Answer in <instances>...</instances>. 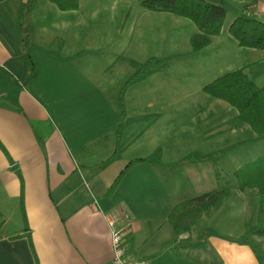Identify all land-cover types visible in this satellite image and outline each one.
<instances>
[{
    "label": "crops",
    "instance_id": "0c3cea01",
    "mask_svg": "<svg viewBox=\"0 0 264 264\" xmlns=\"http://www.w3.org/2000/svg\"><path fill=\"white\" fill-rule=\"evenodd\" d=\"M85 1L80 0L78 9L61 10L52 0H0V264H113L112 236L105 215L117 207L131 215L125 237L131 260L225 264V250L230 249V264H261L249 245L231 244L221 238L224 235L215 237L213 233L207 242L214 245L221 260H201L196 249L192 250L196 230L175 231L169 220L171 211L192 198L183 199V188L201 183L202 164L214 160L193 158L218 155L214 150L220 149L210 147L197 151L201 153L192 159L178 161L183 156L182 146L166 145L171 140L165 141L166 128L159 122L164 121L168 109L181 107L177 101L180 92L174 91L177 84L173 88L165 84L170 77L167 73L172 72L168 63L166 69L126 87L122 109V90L137 71L131 61L163 59L162 54L143 59L132 56L124 65V58L114 59L112 54H123L126 41L110 49L115 61L104 67L105 74L96 71L95 64L86 62L85 57L101 55L107 46H113L114 37L87 39L86 29L91 22L99 27L97 21L108 15L107 25H112L116 17L96 9L83 11ZM30 2L23 17L19 4ZM240 3L249 17L264 21V0ZM144 13L166 12L148 9ZM130 18L120 32L133 39L136 30L141 34L144 27L129 22ZM224 33L225 44L230 41L240 52L254 56L235 67L254 63L246 71L263 86L264 81L260 84L250 70L264 65V49L240 46L224 28L216 37ZM25 36L30 39L38 69L32 79H28L23 51ZM216 37L204 50L191 47L192 51H211ZM57 39H61V47L52 51ZM161 39L165 41L164 34ZM171 40L172 46L178 47L176 39ZM228 62L222 67L225 71L231 70L232 61ZM188 66L202 89L221 75H207V65L202 70ZM257 73L258 79L264 77V72ZM174 74L179 76L178 71ZM133 115L139 119L137 125H145L129 137L127 119ZM186 163L190 169L183 182L177 168Z\"/></svg>",
    "mask_w": 264,
    "mask_h": 264
},
{
    "label": "rangeland",
    "instance_id": "374dc122",
    "mask_svg": "<svg viewBox=\"0 0 264 264\" xmlns=\"http://www.w3.org/2000/svg\"><path fill=\"white\" fill-rule=\"evenodd\" d=\"M142 1H85L83 11L88 12L96 9L97 12H101L104 15L112 14L116 17V21L112 25H107L110 21L106 19L109 17L108 15L97 21L99 27H93L92 22L87 27V39L94 36L105 38L112 35L114 41L113 46H107L101 55L96 57L88 55L85 57V61L92 62L95 64L94 68L96 71L101 70L105 74L104 67L106 69L109 68L111 63L115 61V57L119 58L118 60L124 58L123 64L125 65V62L131 61L130 57L132 56L143 59L146 57L150 58L154 53L162 54L160 58L167 61L172 71L167 73L170 77L165 80V84L167 87L172 88L177 84L174 91L180 92V99L177 101L181 106L179 109H168L165 113L164 121L161 120L159 122L164 124L166 128L165 141L166 139L167 141L171 140L166 142V145L175 143L182 146L181 155L183 156L178 161L192 159L196 154L201 153L197 151H205L210 147L220 149L214 150L218 153L214 160L202 164L204 174L201 175V178L203 181L196 183V186H188L191 188V192H188V187L183 188V197H185L183 199L193 198V193L194 195L203 194L207 189L222 190L228 188L232 191V195L219 208L206 213L208 215L204 221L201 219L197 224L193 225L190 232L196 230L194 233L198 237L192 239L193 245H195H192V250L196 249L198 258L201 260L206 261L211 257L215 260H221L220 253L213 247L214 245L207 242L209 236L213 233L215 237L219 236L218 234L224 235L221 238L225 239V242L238 246L247 244L254 251L256 249L260 254L264 255V236L254 233L255 228H257L260 196L256 190H242L236 176V170L241 166L260 157L264 159V137L258 135L248 123L241 122L238 119L239 111L227 101L212 97L202 87H197V82L193 80V74H190V66H188V64H193L199 70H202L207 65V75H216V73H221L222 75L239 68L235 66L242 64V59H252L254 56L247 51L240 52L237 45L230 41L225 44L226 33L219 38L216 37L217 39L213 45L215 48L211 51L195 53L191 49L190 42V36L196 31L197 27H195L196 24L193 20L170 12L163 13L164 15H154L152 13L147 15L144 12L148 9L143 7ZM210 1L226 7L227 18L224 30L228 33L230 25L236 17L248 16V10L240 3L241 0ZM31 3L19 4L22 8L23 17L24 12L30 9ZM24 7H28L27 10ZM130 15L129 22L132 21L134 23L137 21L136 25L142 23L144 27V31L141 34L136 30L133 39H131V36L129 37V35L120 32L121 26L127 23V18ZM182 19L187 20L189 24H183L184 21H181ZM163 34L165 35L164 42L161 39ZM174 38L178 46L176 48L172 46L171 39ZM218 39L220 41H217ZM126 41H128V44L123 54L117 56L110 53L111 48L118 44L124 45ZM96 54L98 55V51ZM111 54L114 55L113 60L110 57ZM229 59L232 63L228 69L231 70L225 71V68L222 67L229 63ZM181 60L187 63L182 65L180 63ZM211 61L213 63H205ZM131 62L134 65L137 61L133 60ZM175 71H178L179 76H175ZM260 71L261 73L264 72V65L252 68L250 73L261 84L264 81V77L261 79L257 78L259 77L257 72ZM208 77L210 76L206 78ZM88 105L90 106V104ZM137 122H139V119L135 115L127 119L129 137L134 136L139 128L142 131L143 126L141 124L145 122H141L139 125H137ZM123 130V128L119 127V131L123 133ZM154 132L152 131L153 134ZM219 142H222V144ZM187 169H190L189 163L177 168L183 182L188 174L185 173ZM235 249L236 247L233 248V250ZM231 253L230 249L225 250V264H230L233 257ZM221 257L224 258L222 253ZM260 263L264 264L261 260Z\"/></svg>",
    "mask_w": 264,
    "mask_h": 264
},
{
    "label": "trees",
    "instance_id": "16d2710c",
    "mask_svg": "<svg viewBox=\"0 0 264 264\" xmlns=\"http://www.w3.org/2000/svg\"><path fill=\"white\" fill-rule=\"evenodd\" d=\"M61 10H75L80 7V0H52ZM257 1V0H248ZM143 7L154 10L175 13L190 18L197 26V31L191 36L193 51H201L209 47L213 39L223 31L227 18V9L223 5L210 0H143ZM229 32L242 47L264 49V21L249 16H238L230 25ZM61 39L52 44V51L60 49ZM23 51L28 60V79L37 76L38 69L31 51L30 39L23 38ZM249 63L242 67L228 71L204 86V91L212 97L227 101L238 111V119L248 123L260 136L264 137V85H258L246 71ZM137 67L135 74L129 79L122 90L121 106L124 107V91L131 83L143 80L155 71L164 70L167 67L165 59L152 57L145 63L135 62ZM124 110V109H123ZM123 123H120L122 128ZM159 151H157V154ZM217 154L198 155L193 161L203 159H215ZM242 190H256L260 196L257 213L256 234L264 236V159L260 157L236 170ZM232 191L228 188L212 190L185 200L174 207L169 215L178 234L188 232L197 224L202 215L213 209L219 208L230 196ZM243 241V240H242ZM259 260L264 262V255L256 249Z\"/></svg>",
    "mask_w": 264,
    "mask_h": 264
},
{
    "label": "built area",
    "instance_id": "2783aa9c",
    "mask_svg": "<svg viewBox=\"0 0 264 264\" xmlns=\"http://www.w3.org/2000/svg\"><path fill=\"white\" fill-rule=\"evenodd\" d=\"M110 226L113 248V264H147L143 260H131L126 252L125 237L131 215L122 207L108 212L106 215Z\"/></svg>",
    "mask_w": 264,
    "mask_h": 264
}]
</instances>
